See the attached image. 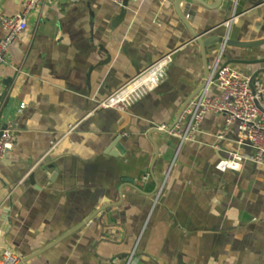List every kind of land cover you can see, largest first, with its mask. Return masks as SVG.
<instances>
[{"label": "crops", "instance_id": "1", "mask_svg": "<svg viewBox=\"0 0 264 264\" xmlns=\"http://www.w3.org/2000/svg\"><path fill=\"white\" fill-rule=\"evenodd\" d=\"M23 1L0 0V41L2 19L20 14ZM258 1L181 4L203 39L260 43L207 48L209 72L220 60L264 80ZM176 2L132 0L117 26L116 0H46L29 16L0 67V123L14 138L0 162V250L22 263L108 207L26 264H127L131 255L130 264H264V166L239 143L237 126L219 140L225 117L208 114L192 141L180 145L168 132L206 81ZM166 56L172 63L154 92L125 113L99 108ZM233 154L241 170L219 172Z\"/></svg>", "mask_w": 264, "mask_h": 264}, {"label": "built area", "instance_id": "2", "mask_svg": "<svg viewBox=\"0 0 264 264\" xmlns=\"http://www.w3.org/2000/svg\"><path fill=\"white\" fill-rule=\"evenodd\" d=\"M166 3L168 0H161ZM46 0H24L20 14L2 19V27L6 37L0 41V67L7 64L9 49L28 29V18L39 13ZM122 8L124 0H116ZM237 18L236 13L230 17L227 26ZM172 63L171 57L166 56L151 65L119 91L99 105L102 109H114L125 113L136 103L154 92L165 78L166 71ZM216 85L217 96H210L209 89ZM3 94L0 93V108ZM25 105L21 106V110ZM208 114L223 115L225 129L218 138L224 139L234 126L239 132V143L247 144L253 151L252 160L259 166H264V80L248 79L233 68L221 65L220 60L209 72L206 86L201 89L184 110L179 122L170 134L180 140V145L192 141ZM164 130V128H163ZM14 138L10 131L5 130L0 137V162L13 150ZM243 157L237 154L221 159L216 169L225 173L229 170L240 171ZM133 255L128 259L130 264ZM20 257L9 249L0 250V264H20Z\"/></svg>", "mask_w": 264, "mask_h": 264}, {"label": "water", "instance_id": "3", "mask_svg": "<svg viewBox=\"0 0 264 264\" xmlns=\"http://www.w3.org/2000/svg\"><path fill=\"white\" fill-rule=\"evenodd\" d=\"M132 0H124L123 6H122V10L120 15L116 18L114 26L119 25L125 18L126 13H127V8L129 6V3ZM186 1H195V0H177L176 5H175V9L180 17V19L182 20V22L185 24V26L187 27L188 31L190 32L192 39L194 41H196L201 49L202 52V56L204 59V63H205V71H206V81L205 84L196 92V94L186 103V105L183 107V109L181 110L175 124L173 125V127L171 129H169V133L172 131V129L177 125V123L179 122V119L181 117V115L183 114L184 110L186 109V107L189 105V103L194 99V97L197 95V93L203 89L208 81L209 78V69H208V65H207V60H206V49L214 46V45H225V46H233L236 48H253L258 46L260 43H234L231 41H227L224 40L223 38H218V37H209L207 39H203V36L198 35L197 33H195L193 31V29L191 28L189 22L187 21V19L183 16V14L180 11V6L182 3L186 2ZM224 0H216L215 4L213 5H207L204 4L207 8L209 9H215V8H220L223 4ZM263 2V0H259L257 3H255V6L260 5ZM231 1H229L227 3V6L230 7L231 6ZM8 118V117H7ZM6 123L3 121L0 123V137L2 135V133L6 130ZM157 132V131H155ZM159 133V132H158ZM155 144V143H154ZM124 183H129L131 185H134V181L132 180H124ZM107 209H109L108 207H104L102 209H100L99 211H97L92 217H90L88 220H86L84 223H82L79 227H77L76 229L70 231L69 233H67L66 235H64L63 237H61L59 240H57L56 242H54L53 244H51L49 247H46L45 249H43L42 251H39L35 254H33L32 256L28 257L27 259H25L21 264H26L30 259L39 256L43 253H45L46 251H48L49 249L53 248L54 246H56L57 244H59L60 242H62L63 240L67 239L68 237H70L72 234H74L75 232L79 231L82 227H84L85 225H87L89 222H91L97 215H99L100 213L105 212Z\"/></svg>", "mask_w": 264, "mask_h": 264}]
</instances>
